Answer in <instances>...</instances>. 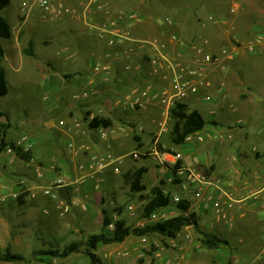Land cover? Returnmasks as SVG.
Wrapping results in <instances>:
<instances>
[{"label":"crops","instance_id":"crops-1","mask_svg":"<svg viewBox=\"0 0 264 264\" xmlns=\"http://www.w3.org/2000/svg\"><path fill=\"white\" fill-rule=\"evenodd\" d=\"M108 1L111 3L109 17L119 20L121 30L129 33V41L109 47L98 39L92 27L104 22L105 15L94 18L89 26L64 12L65 16L69 15L65 17H69L68 21L77 23L72 31L77 36V44L67 43L65 58L46 59L50 76L39 73L46 84L48 98L44 100L49 106L40 116L52 134L38 139L36 144L27 139L32 145L30 160L21 159L9 148L3 153L6 157L0 160V199H8L0 202V213L9 210L19 219L31 220L33 212L27 206L34 209L43 206L50 225L60 216L59 202L46 196L43 190L58 177L76 184L83 181L79 191L73 186L58 192L62 200L71 204L70 213L60 218L69 217L63 224L66 232L88 239L93 236L88 234L89 230L103 229L102 212H107L110 219L115 217L111 212L114 202L112 197L108 198L105 188L114 174L124 176L131 170L145 168V185L146 179L157 176L158 169L154 167L151 171L137 164L140 160H153L154 165H160L159 172L165 178L161 187L171 199L170 206L160 212L165 213L167 220L194 214L198 228L191 225L188 232L192 240L181 242L177 249L166 253L157 251L156 261L145 252L136 255L140 246L150 245L142 242V236H138L141 244L131 239V235L116 245H99L95 253L101 264H139L137 258L143 260L141 264H216L230 257L227 249L233 250L235 241L244 246L241 250L244 255L252 251L250 245L264 254V240L259 239L264 229V0H209L222 21L212 23L207 35L202 32L207 26L200 25V20L195 22L189 11L191 6L179 5L175 0ZM55 3L57 7L60 3L72 5L67 0H54ZM133 15L139 19L133 20ZM26 25L21 28L26 31L23 37L28 35ZM22 41L25 39L14 37L16 47L11 55L21 56ZM130 49L133 53L128 57L125 53ZM95 58L102 62L92 64ZM153 59L158 60L157 65ZM168 61L189 66L196 72L186 78L197 86V93L190 92L180 103L189 111H197L205 121L202 131L188 136L180 145L171 136L175 121L171 114L164 112L160 100L174 93L175 71L169 68ZM95 64L109 66L110 72L95 73ZM55 70L63 72L60 75ZM51 83L55 86L54 92L49 89ZM36 86L39 85L35 83L29 89L35 91ZM156 94L158 97H152ZM138 99L142 100V106L136 105ZM97 117L111 120L112 125L91 128L90 122ZM164 139L165 152L158 154L156 145ZM126 142L133 143V149L121 154L116 148ZM134 153L140 157L133 158ZM93 157L117 161L102 174L104 183L100 192L94 191L95 181L89 178ZM178 161L183 168L199 170L208 176L210 184L206 192L225 193L224 202L231 205L225 208L232 219L231 226L214 220V211L204 208L192 191H183L180 178L171 171ZM38 167L42 178L37 176ZM15 193L18 197L11 198ZM180 199L189 203L186 213L177 207ZM82 203L87 206L86 210ZM128 207L136 209L134 204ZM218 224L225 227L229 239L222 238ZM21 227L10 225L0 216V256L25 234V228ZM201 233L214 235L226 243L211 249L214 251L210 253L198 240L202 239ZM150 238L163 239L159 235H148ZM56 247L50 250L64 248L59 244ZM42 258L49 262L43 264H51L49 257ZM216 258L217 261L213 260ZM232 258L233 264L239 263L237 256ZM183 259L184 262L180 261ZM62 263L91 264L88 256H78V253L63 259ZM0 264L15 262L0 261Z\"/></svg>","mask_w":264,"mask_h":264},{"label":"rangeland","instance_id":"rangeland-1","mask_svg":"<svg viewBox=\"0 0 264 264\" xmlns=\"http://www.w3.org/2000/svg\"><path fill=\"white\" fill-rule=\"evenodd\" d=\"M175 1H177L176 3L179 5L191 6L189 11L193 14L195 22L200 20V25L205 24L207 26V28H202V32L204 30L206 35L208 33L210 34V27L212 26V23L222 21V16L214 11L213 5L209 0ZM33 3V0H11L9 6L2 12V16L12 27V37L10 39L2 40L3 49L5 51V59L2 61L0 66L5 70L7 75L8 94L0 99V111L6 114L11 124V128L8 130L7 136L9 141L19 142L27 138L36 144L38 139L45 138V136H50L52 134V131L46 128V122L40 116V114L43 115L42 112L45 108H48L49 106L45 103L47 100H44L45 97L48 98L46 93L47 88H44L46 84L42 75H39V73L41 74L44 72L45 75L50 76L52 73L47 72V68L50 70V66L47 64L48 61L46 59L53 61L55 58H65L68 54V51L64 50L68 45L67 43L73 42L75 45L77 44V36L72 32L77 28V23L73 24L68 21L69 17L67 19L65 18L69 15L65 16V14H63L61 16H57L56 12L58 7L56 3L53 4L51 10L48 12L41 9L37 3ZM24 14L27 15V18ZM25 23H27L25 28L28 35L23 37V34L26 31H23L21 28L25 25ZM31 32L35 35H32ZM16 36H18L20 40L25 39V41H22L21 43V56L11 55L12 49H14V46L16 47V43L14 42V37ZM78 53L80 54V51H78ZM22 59L24 60L23 66L20 68ZM97 62H102V60L95 58L92 64ZM262 63L264 66V61ZM55 71L60 75L63 72L62 70ZM58 77L60 78V76ZM35 83L39 86H36L35 91H32L31 89L34 87ZM54 87L55 86L51 83L49 89L54 92ZM0 123H7L6 118H1ZM154 142L155 140L152 141L153 144ZM64 145L65 148H68V141H65ZM163 145H165V139L156 145V152L158 154L165 152V147H163ZM116 149H119L118 151L121 154L129 153L133 149V143L126 142L123 146L120 145ZM156 156L158 157L159 155L156 154ZM5 157L6 155L2 154L0 156V160H3ZM137 165L147 166L151 171L154 167L158 169L157 176L145 180V186L147 188L146 192H142L140 194L133 193L130 189L129 183L123 176V173L120 175L114 174V177L110 180L109 185H105L109 196L108 198L112 197V201L115 206L111 212L117 216L118 222H125L126 226L132 230L144 228L143 226L154 225L159 222H165V219H161L160 214H154L150 218H147L145 215V206L148 204L152 188L155 186H161V183L165 182V178L161 177L162 175L159 172L160 165H154L153 160H140ZM162 166L164 167L165 165ZM164 174L165 173H163V176ZM108 198L106 197V199ZM131 204L136 206V217H132L129 214L130 210L128 206ZM27 210H31L33 212V219H19L15 212H11L9 210L0 213V216L5 221L9 222L10 225H20L22 226L21 228H25L23 230L25 234L11 243L10 251L15 255H21L25 258V261L15 262V264L49 263L46 258H42V253L48 251H33H40L42 249L50 250L52 247L57 248L56 244L64 247L65 245H70L71 242L74 241L86 242L87 236L76 237L64 230L63 224L69 217L60 218V216L57 215V217L49 225L50 222L48 221V216L44 215L43 206L38 209H34L31 205H29L27 206ZM102 214L105 218L104 212H102ZM213 217V219L216 220V215H213ZM218 225L222 238L229 239L230 236L228 235L225 227L221 224ZM261 231H263V234L259 236V239L264 240V229ZM100 232L106 233L104 225L102 230L100 228H93L88 231V234L95 235ZM139 237L132 235L131 239L134 238L137 240L138 244H141ZM198 240L203 241L200 237ZM148 243L150 245H145L147 248H143V246L139 245L140 251H138L136 255H138L139 252H145L146 255L153 256H151L152 261H156L154 256L157 251L162 250L166 253L170 251V249H173L163 239L150 238L148 239ZM138 244H136V246H138ZM243 247L244 246L235 241V248L233 250L227 249L229 250L228 255L230 257L226 261L222 262L218 259L219 262L216 264H233L232 256L234 255L240 260L238 264H264V254L260 253L261 250L255 249L252 245H250L252 251L244 255L241 253V250L244 249ZM64 248L50 251L61 252ZM223 250L227 251L226 248H223ZM213 251L214 250L208 249V252L210 253ZM79 254L83 257L87 256L84 247L78 253V256ZM44 256L49 257L51 264H64L62 263L63 259L60 257L49 255ZM185 259L188 260V257ZM185 259L180 261L184 262ZM213 260L217 261V258ZM137 261L139 264L143 263V260L139 258H137Z\"/></svg>","mask_w":264,"mask_h":264},{"label":"built area","instance_id":"built-area-1","mask_svg":"<svg viewBox=\"0 0 264 264\" xmlns=\"http://www.w3.org/2000/svg\"><path fill=\"white\" fill-rule=\"evenodd\" d=\"M34 3H37L41 9L44 11H50L54 0H33ZM71 2V6H67L64 3H60L56 12L57 16H61L65 13L71 14L74 18L79 21L87 22L90 26V22L99 16H107L99 26H91L94 30H96L97 37L100 41H103L109 47H116L118 45H124L129 41L128 35L129 33L121 30L120 22L116 18L109 17L111 10V3L108 0H67ZM33 3V4H34ZM25 15V14H24ZM27 17V15H25ZM133 20L139 19L137 15L132 16ZM130 27V25H129ZM133 51L130 49L125 54L126 56H132ZM165 60V59H164ZM198 62L201 60L198 58ZM158 60L153 59V64L157 65ZM168 66L172 71H175V75L173 76L174 83V93L171 96L160 97L161 103L164 106V112L167 114H171V110L176 106V104L180 103V101L186 98L190 92L197 93V86L192 84L191 80L187 79V75H195L196 72L191 69V67H185L180 64H172L168 61ZM93 71L95 73H109L110 67L104 64H95L93 66ZM147 95V93H145ZM152 97L156 98L158 95H153ZM136 105L142 106V100L138 99ZM135 105V106H136ZM165 129V127H164ZM103 136H105V132H101ZM17 147L23 149L24 152H30L32 145L28 142L27 138L19 141L15 144ZM10 149V148H9ZM13 151L12 149H10ZM140 157L139 153H134L133 158L138 159ZM116 160L111 158H91L90 167H89V178L95 181L94 191L100 192L102 188V184L104 183V179L102 178V174L114 163ZM177 176L181 180L182 189L185 193L192 191L194 193V198L202 202L203 207L206 209L211 208L218 222H226L228 225H232V219L227 213L225 208H230L231 205L224 202L225 193L220 194H209L206 192L207 186L210 184L209 178L206 174L202 173L199 170L189 171L185 168H180L176 172ZM37 176L42 178L41 168H37ZM83 184V181L78 184L67 180L64 177H58L50 187H47L43 190L44 194L53 200L59 202V210L60 216H65L71 211V204L67 201H64L60 198L59 193L64 189H68L70 187H75L76 191L80 190V186ZM18 197L17 193L13 194L11 198L16 199ZM7 197H2L0 202H6ZM188 200V198H185ZM186 201L184 199H180ZM189 201V200H188ZM82 208L86 210L87 206L82 203ZM130 215L132 217H136V209L129 208ZM155 214H160L161 219H165L167 221V217L165 213L159 211ZM117 222L118 218L115 216L110 219L109 224L106 226V232L110 234H114L117 230ZM145 227V226H143ZM192 227L186 226L183 228L177 235L175 239L167 240L166 242L173 249H177L180 246L181 242H189L192 240V234L188 232ZM142 242L148 243V235L142 236Z\"/></svg>","mask_w":264,"mask_h":264},{"label":"trees","instance_id":"trees-1","mask_svg":"<svg viewBox=\"0 0 264 264\" xmlns=\"http://www.w3.org/2000/svg\"><path fill=\"white\" fill-rule=\"evenodd\" d=\"M11 0H0V64L5 59V51L3 49L2 40L10 39L12 36V28L9 22L2 16V12L9 6ZM8 94V83L7 75L5 70L0 66V99L5 97ZM171 116L175 121L172 138L174 142L178 145L182 144L186 138L196 132L202 131L205 126V121L202 116L197 111H189L188 107L183 103H178L171 110ZM6 118L7 123H0V156L8 149L15 151L18 157L23 160H30L31 153L24 152L23 149L17 147L15 143L9 142L7 140L8 130L11 128L9 118L6 114L0 111V119ZM112 125L111 120L104 118H94L90 122V127L93 129L100 128L101 126L109 127ZM137 141L138 138L135 137ZM173 153V152H170ZM175 155V154H173ZM182 168V163L178 161L175 167L171 170L175 175L176 172ZM146 172L145 168L131 170L124 174L125 179L130 185L131 191L133 193H142L146 190L145 185L143 184V175ZM163 185V182L161 183ZM21 201V200H20ZM171 199L170 196L164 193V190L161 186H155L151 190L150 198L148 204L145 206V215L147 218H150L153 214L157 213L161 209L167 208L170 206ZM177 207L183 213H186L189 210V203L187 201L181 200L178 202ZM104 228L109 224L110 218L107 215V212L104 211ZM195 226L198 228L196 216L191 214L189 216H177L171 218L165 222H159L154 225H148L144 228L134 229L127 227L125 222H117V230L114 234L110 233H101L97 235L90 236L86 242H73L70 245L66 246L61 252L59 251H48L43 252L42 255H49L60 257L66 259L72 254L79 253L84 247L86 255L90 259L91 264H101L100 258L95 253L99 245H108L114 243H122L131 235L136 236H145V235H159L163 237V240L166 242L170 239H175L178 233L185 228L186 226ZM203 244L206 248L209 249H218L221 245L226 242L220 238L206 233H201ZM0 261L2 262H22L25 261L20 255L13 254L10 249H7L6 252L0 256Z\"/></svg>","mask_w":264,"mask_h":264}]
</instances>
